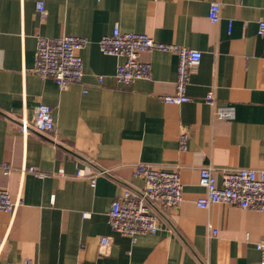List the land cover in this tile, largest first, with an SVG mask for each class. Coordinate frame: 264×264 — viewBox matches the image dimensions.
Wrapping results in <instances>:
<instances>
[{"label":"crops","instance_id":"obj_1","mask_svg":"<svg viewBox=\"0 0 264 264\" xmlns=\"http://www.w3.org/2000/svg\"><path fill=\"white\" fill-rule=\"evenodd\" d=\"M212 1L220 2L217 22L208 18ZM263 18L264 0H0V186L15 204L0 210V264H264L256 248L264 209L196 205L201 167L219 186L222 170H264ZM114 27L200 51L188 100L162 99L175 92L178 57L168 51L139 53L149 78L117 81L123 57L97 43ZM64 34L88 44L81 79L60 88L32 67L36 37ZM38 103L51 107L55 129L24 134L20 121ZM217 107L231 116L218 117ZM139 162L176 169L182 201L163 207L155 233L131 238L110 228L107 210L143 186L133 173ZM103 236L109 243L100 246Z\"/></svg>","mask_w":264,"mask_h":264},{"label":"built area","instance_id":"obj_2","mask_svg":"<svg viewBox=\"0 0 264 264\" xmlns=\"http://www.w3.org/2000/svg\"><path fill=\"white\" fill-rule=\"evenodd\" d=\"M41 17L45 15L42 1L36 3ZM220 2L209 4L208 18L212 22L219 20ZM231 21L228 23L230 30ZM257 33L264 37V18L258 21ZM99 50L106 55L123 57L115 70V78L121 83H131L138 79L150 77V64L139 58V53L147 50H160L174 53L178 57L175 79V92L163 95L166 103H181L188 100L186 86L189 81L190 68L197 65L201 52L173 43L154 40L146 33L126 32L114 27L111 33L98 40ZM88 44L85 37L61 35L59 37H36L35 61L32 72L40 77H50L60 87L79 81L83 75V62L80 51ZM102 77L99 76V80ZM206 101L214 105L213 93L206 94ZM218 117H230L232 111L228 107H217ZM20 131L24 134L34 130L38 133H50L55 129L51 107L38 103L31 119L20 121ZM4 172L7 165H2ZM106 171H100L105 173ZM134 175L143 179V186L124 190L116 197L107 210L108 223L111 229L134 238L140 233H155L159 229L157 215L163 207L174 208L182 201V185L176 169L167 170L150 163H136ZM78 176L82 173L79 171ZM94 182V176L90 177ZM198 183L205 190L203 197L196 199V205L207 208L211 203H228L241 208L264 209V170L239 167L221 171V185H218L210 166H203L199 171ZM15 204L11 201L8 191L0 186V210L12 212ZM215 232V231H214ZM109 243V238H100V246ZM3 241L0 240V250ZM256 248L264 255V238L256 243ZM7 264H15L9 262Z\"/></svg>","mask_w":264,"mask_h":264}]
</instances>
